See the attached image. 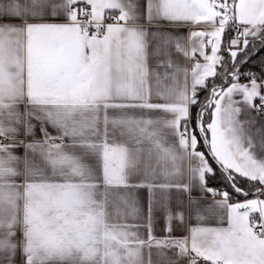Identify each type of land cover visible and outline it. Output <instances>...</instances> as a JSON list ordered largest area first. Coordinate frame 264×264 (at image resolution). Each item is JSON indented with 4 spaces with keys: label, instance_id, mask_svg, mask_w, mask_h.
Segmentation results:
<instances>
[{
    "label": "snow or ice",
    "instance_id": "snow-or-ice-1",
    "mask_svg": "<svg viewBox=\"0 0 264 264\" xmlns=\"http://www.w3.org/2000/svg\"><path fill=\"white\" fill-rule=\"evenodd\" d=\"M257 43L264 0H0V264H264Z\"/></svg>",
    "mask_w": 264,
    "mask_h": 264
},
{
    "label": "crops",
    "instance_id": "crops-1",
    "mask_svg": "<svg viewBox=\"0 0 264 264\" xmlns=\"http://www.w3.org/2000/svg\"><path fill=\"white\" fill-rule=\"evenodd\" d=\"M188 31H189V29L187 27H181L177 30L176 34L186 37L188 35ZM246 82H247V80H245L244 83H246ZM20 151L22 154V150H20ZM208 186L209 187H215V188H223L222 186H217V185H214L213 183H210V182H208ZM133 194L135 196H137L138 198H140L142 203H146V190L145 189L133 190ZM192 196L195 197L197 200H204V199H206L208 201L211 200L210 196L203 197L202 194H200L197 190H194L192 192ZM249 198H251V197H249ZM182 200L186 201L187 196L180 194V193H177V192H175V190H173V193H172V196H171V199L169 202L171 208L174 211L183 210L181 207V201ZM237 200H243V199H236V201ZM236 201H234V202H236ZM129 222L134 223L136 221L130 220ZM188 223L189 224H195L196 221L194 218H190ZM166 227H167V225H166V221H165L163 214L160 212H157L155 223L153 226V234L157 238H162L164 236H167L168 232L166 231ZM140 233L143 237H146V235H147L146 230L144 228L140 229ZM186 234H187L186 229L184 227H175V222H174V231L172 232V235L183 236ZM144 254H145V259L147 260V258H148V250L147 249L144 250ZM168 256H172V253L169 252ZM151 260L153 261V264H161L162 257L158 254V252L155 248L152 249Z\"/></svg>",
    "mask_w": 264,
    "mask_h": 264
},
{
    "label": "trees",
    "instance_id": "trees-1",
    "mask_svg": "<svg viewBox=\"0 0 264 264\" xmlns=\"http://www.w3.org/2000/svg\"><path fill=\"white\" fill-rule=\"evenodd\" d=\"M257 49L258 51H256L255 54L251 56L249 62L245 65H242L241 72H246L249 70L257 73L260 72L261 62L264 61V47L257 43ZM224 55L226 56V53H224ZM238 59H243V57L241 56ZM241 79L246 80L244 77H241ZM209 182L213 183L214 185L224 187L223 182L218 177L216 179L210 178ZM234 199H243V197H234Z\"/></svg>",
    "mask_w": 264,
    "mask_h": 264
},
{
    "label": "built area",
    "instance_id": "built-area-1",
    "mask_svg": "<svg viewBox=\"0 0 264 264\" xmlns=\"http://www.w3.org/2000/svg\"><path fill=\"white\" fill-rule=\"evenodd\" d=\"M260 71H261V67H260ZM241 82H242V83H244V82H245V80H244V79H241ZM234 201H236V199H233V201H232V202H234Z\"/></svg>",
    "mask_w": 264,
    "mask_h": 264
}]
</instances>
